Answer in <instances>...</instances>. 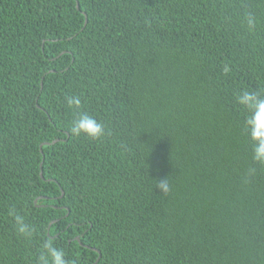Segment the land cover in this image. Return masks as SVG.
<instances>
[{
    "label": "trees",
    "instance_id": "16d2710c",
    "mask_svg": "<svg viewBox=\"0 0 264 264\" xmlns=\"http://www.w3.org/2000/svg\"><path fill=\"white\" fill-rule=\"evenodd\" d=\"M244 91L264 98V0H0V264L46 243L70 264H264ZM83 112L101 139L71 133Z\"/></svg>",
    "mask_w": 264,
    "mask_h": 264
},
{
    "label": "clouds",
    "instance_id": "9594fccd",
    "mask_svg": "<svg viewBox=\"0 0 264 264\" xmlns=\"http://www.w3.org/2000/svg\"><path fill=\"white\" fill-rule=\"evenodd\" d=\"M248 29L254 30L256 27V18L249 14L246 17ZM69 106H80L78 97H69ZM238 103L249 110L250 116L247 121L250 140L252 143L253 159L257 163L264 164V98L256 92L244 91L238 97ZM71 133L75 136H86L91 140L101 139L106 132L104 124L99 122L87 112L80 113L72 122ZM157 188L161 193L167 194L170 190L169 179H163L157 182ZM16 229L18 234L24 237L32 235L31 227L25 223L24 218L19 215H14ZM46 255H41L40 264H70L66 258L64 250L53 246L50 243L45 244Z\"/></svg>",
    "mask_w": 264,
    "mask_h": 264
},
{
    "label": "water",
    "instance_id": "95a60500",
    "mask_svg": "<svg viewBox=\"0 0 264 264\" xmlns=\"http://www.w3.org/2000/svg\"><path fill=\"white\" fill-rule=\"evenodd\" d=\"M76 8H77V5H76ZM85 23H86V20H85ZM55 142V141H54ZM44 145H46V144H44ZM40 177L42 178V173H41V170H40ZM76 240H78L77 238H76ZM98 260V259H97ZM96 260V261H97Z\"/></svg>",
    "mask_w": 264,
    "mask_h": 264
}]
</instances>
